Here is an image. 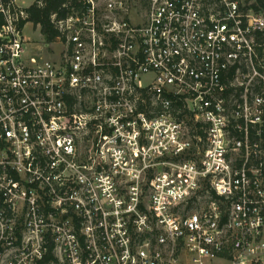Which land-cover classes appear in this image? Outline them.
I'll list each match as a JSON object with an SVG mask.
<instances>
[{
    "label": "built area",
    "instance_id": "1",
    "mask_svg": "<svg viewBox=\"0 0 264 264\" xmlns=\"http://www.w3.org/2000/svg\"><path fill=\"white\" fill-rule=\"evenodd\" d=\"M22 3L0 0V264H264V14L66 0L47 60Z\"/></svg>",
    "mask_w": 264,
    "mask_h": 264
},
{
    "label": "trees",
    "instance_id": "2",
    "mask_svg": "<svg viewBox=\"0 0 264 264\" xmlns=\"http://www.w3.org/2000/svg\"><path fill=\"white\" fill-rule=\"evenodd\" d=\"M145 4V0H141ZM247 8H252L256 12L264 14V0H243ZM66 0H35L27 9L28 22L34 28L39 27L40 33L46 43H54L58 36V30L52 22V15L59 19L64 18L67 10L64 8ZM172 110L178 114L179 118H185L186 109L182 101H173Z\"/></svg>",
    "mask_w": 264,
    "mask_h": 264
},
{
    "label": "rangeland",
    "instance_id": "3",
    "mask_svg": "<svg viewBox=\"0 0 264 264\" xmlns=\"http://www.w3.org/2000/svg\"><path fill=\"white\" fill-rule=\"evenodd\" d=\"M35 0H23V6L28 7L33 4ZM140 20H136V23H142L141 17ZM24 36L26 39L31 41V45H27V50L29 52H37L45 57L47 60H53L56 58L58 51L60 50V46L56 43H46L44 38L40 33L39 27L34 28L33 25L30 23L25 27ZM144 81V79H143Z\"/></svg>",
    "mask_w": 264,
    "mask_h": 264
}]
</instances>
